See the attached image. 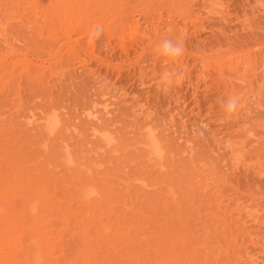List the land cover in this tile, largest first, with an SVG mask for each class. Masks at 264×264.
I'll return each instance as SVG.
<instances>
[{
  "label": "rangeland",
  "instance_id": "obj_1",
  "mask_svg": "<svg viewBox=\"0 0 264 264\" xmlns=\"http://www.w3.org/2000/svg\"><path fill=\"white\" fill-rule=\"evenodd\" d=\"M33 1L0 0V33L6 29L7 35L5 38L0 34V48H13L14 52L11 60L4 59L3 66L0 64V169L38 174L55 196L62 189L58 192L62 195L57 197L63 200L61 205L67 201L66 193H70L71 200L68 198L70 201L59 207L63 211L73 208L72 212L67 211V215L57 206L62 214L57 213L60 217H56L55 224L50 218H55L52 214L58 212L57 208L53 213L44 210L52 213L47 217L52 224L44 221L48 229L69 226L65 232L54 230L61 235L64 252L72 255L71 251L80 249L81 241L88 237L82 229L92 220L88 212L97 209L92 205L93 199L88 201L91 211L83 202L76 205L80 199L77 195L79 200H74V189L80 184L76 181L82 180L107 192L103 196L106 212L101 200L98 203L103 210L99 209L104 213L99 209L96 212L105 217L103 220H107L103 214L110 212L107 231L111 229L109 225H114L116 232L122 233L120 239L112 228L116 238L111 234V239L99 238L100 243L97 233L92 232L96 249L105 247L108 253L114 250L113 257L99 250L108 258L124 253L125 245L134 255H141L142 251L150 264H247L246 254L264 264V0H187L192 14L183 12V18L177 14L182 0H165L169 7L171 3L173 8L179 7L175 8L177 13L172 8L167 10L162 0L156 1L166 10L158 8L155 0H101L99 4L98 0H78L77 6L64 0L68 4L60 11L54 10L48 0H36V8ZM147 3L157 8H152L153 13L145 20L135 12L134 4L149 7ZM129 6L134 7L132 13L123 10ZM125 12L139 16L142 28H147L148 21L152 29L160 24L156 27L163 33L167 31L165 22L169 16L177 26L174 30L179 31L187 23L185 35H177L182 36L185 50L180 42L172 48L161 44L147 47V41L139 46L133 37H120L121 17L129 15ZM160 14L162 22H157ZM88 29L93 35L92 46L85 43L84 30L88 33ZM69 36L83 42L78 50L67 44ZM168 36L174 35L164 33L158 37ZM181 61L183 65L179 64ZM107 98L113 101V113L108 115L101 111ZM149 135L159 138L164 157L154 160L146 156L144 143ZM228 145L234 146L235 151L231 152ZM73 177L79 178L73 183ZM110 199L117 204L111 202L112 205ZM111 205L121 217H117L118 221L114 212L111 215L112 208L108 210ZM134 205L139 209L137 213L145 216L154 207L152 213L162 223L155 215L154 221L144 216V223L139 216V223L136 222ZM77 206L81 211L78 214L88 219L84 222L87 224L78 220L82 218L79 215H73L76 220L71 216ZM82 206L87 207V215ZM127 207L135 209L129 211ZM127 210L129 214L134 212L133 219ZM123 214H127L124 219ZM65 215L72 222L64 223L68 220ZM162 224L166 226L163 228ZM142 227L144 231L140 230ZM88 228L86 231L92 235ZM93 229L96 231V227ZM146 232L149 237L156 235L154 240L161 237L163 242L162 237L168 238L166 232L173 236V247L168 239L167 245L160 241L166 245L162 247L168 249L170 258H156L154 248L146 249L151 247V238L146 241L148 247L142 242ZM62 233L71 237L63 239ZM125 237L137 242L127 240V244ZM106 239L123 252L110 244L112 250H108ZM127 249L124 256L120 255L125 258L122 261L127 260ZM96 252L92 254L100 260L102 254ZM130 257L132 260L133 255ZM121 258L120 262H111L120 264ZM101 259L102 264L106 262ZM135 259L128 261L134 264Z\"/></svg>",
  "mask_w": 264,
  "mask_h": 264
},
{
  "label": "bare ground",
  "instance_id": "obj_2",
  "mask_svg": "<svg viewBox=\"0 0 264 264\" xmlns=\"http://www.w3.org/2000/svg\"><path fill=\"white\" fill-rule=\"evenodd\" d=\"M49 2H50V4H51V6H52V8L54 9V10H57V11H60L62 8L64 9L65 8V6L68 4V3H66L65 1H67V0H48ZM71 1V5H73V6H77V2L76 1H78V0H73L74 2H72V0H70ZM84 3H85V1H90L91 3H92V1L93 0H82ZM81 1V2H82ZM95 1V0H94ZM103 1V0H102ZM109 1V0H108ZM111 2H113L112 0H110ZM156 1V0H155ZM158 2H159V0H157ZM154 2V3H157V5H159L158 4V2ZM161 1V0H160ZM79 2H80V0H79ZM78 2V4H80ZM82 2V3H83ZM96 2H97V0H96ZM99 2L101 3V0L99 1L98 0V4H99ZM116 2V1H115ZM161 2H164V5H166L167 6V8H166V6H164V5H162L161 4ZM160 2V7L158 6V8H166L167 10H169L170 11V8H172V10L174 9L175 11H176V13H177V9L179 8V7H175L174 6V8L172 7V3H171V5H170V7L167 5V4H165V0H162ZM33 7H37V1L35 0V1H33ZM88 3V2H87ZM102 3H104V2H102ZM109 3V2H108ZM107 3V4H108ZM94 4V3H93ZM96 5H98L97 3H95ZM105 4H106V2H105ZM106 4V5H107ZM211 5H212V3H210ZM135 5V12H136V10L138 11V15L139 16H142L143 18H146L145 20H147L148 19V15H151V13L150 12H152L153 13V9L154 8H157V5H156V7L154 6V8H153V6H152V8H151V6H149V4L147 3V5L149 6V7H146V4L144 5V6H140V8L139 7H136L138 4H134ZM133 5V6H134ZM179 6H181L180 8H181V11H180V8L178 9V13L177 14H180V16L182 15H184L185 16V14H183V12H185V13H187V14H192L191 12V10H190V7H191V5L187 2V0H182V1H180L179 2V4H178ZM100 6H103L102 4L100 5ZM132 6V7H133ZM213 6V5H212ZM130 7V6H129ZM128 7V8H129ZM132 7H130L129 9H131V11L128 9V8H125V9H123V10H126L127 9V11L128 12H131L132 13V9L134 8H132ZM183 7V8H182ZM138 8V9H137ZM144 8V9H143ZM162 8V9H163ZM175 8H177V9H175ZM215 8V7H214ZM151 9H152V11H151ZM165 9V10H166ZM186 11H185V10ZM134 10V9H133ZM160 10V9H159ZM171 10V11H172ZM210 10H212V9H210ZM164 11V10H163ZM134 12V11H133ZM159 13H161V11L159 12ZM125 14H129V13H127V12H125ZM125 14H123V16L125 15ZM155 15V14H154ZM153 15V16H154ZM161 15V14H160ZM159 15V16H160ZM122 16V15H121ZM126 16V15H125ZM128 16H130V17H128ZM139 16H134L133 14H129V15H127V19H128V21H125L126 20V18L125 17H123V19H125L124 21H122L123 19H122V17H121V21H120V28H121V30H120V37H124V36H130L131 38L133 37V39L135 38V39H137L138 40V45L139 46H141L143 43H145L146 41L149 43H147V47L150 45V46H154L155 44H161V46L163 47V46H165V48H169L170 46H172V45H174L175 43H178L179 44V42H180V45H182V43H183V41H182V36H177V35H179V34H183V36L185 35V32H186V28L185 27H187V23H185L184 24V26L182 27V28H180L179 29V31L178 30H174L175 28L174 27H177L176 26V24H174V20H173V18L171 17V16H169V18H168V20H166V22H165V27L167 28V31L166 32H164L165 34L166 33H168V34H170L171 33V35H174V36H168V37H158L159 35H163L164 33L163 32H161V29L160 28H158V27H156V26H159V25H157L156 24V26L154 27V29H152L153 27L151 26V23L148 21V23H146L147 24V28L145 29V28H142L141 27V24L140 23H142V21H141V18H139ZM181 16V18H183ZM155 17H158V16H155ZM186 17H189V16H187L186 15ZM186 17L184 18V19H186ZM130 18V19H129ZM143 18H142V20H143ZM151 19V18H150ZM161 19H163L162 18V15L160 16V17H158V21L157 22H162V20ZM160 20V21H159ZM123 22V23H122ZM156 22V21H155ZM164 24V23H163ZM162 24V25H163ZM81 25V24H80ZM155 25V24H154ZM119 26H118V28H119ZM79 28H80V26H79ZM6 30V29H5ZM5 30H3L0 34H4V36H5V38H7V35H6V33H5ZM81 30V29H80ZM87 30V29H86ZM86 30H84V34H85V37H86V39H85V43L87 44V45H89V46H92L93 45V43H94V40H93V35H92V31H90L89 32V29H88V33H87V31ZM86 31V32H85ZM177 31H178V34H177ZM83 31H81V33H82ZM3 36V37H4ZM158 37V38H155V37ZM4 38V39H5ZM152 38V39H151ZM250 38V37H249ZM240 39V38H239ZM243 39V38H242ZM245 39H247L246 37H245ZM251 39H253V38H251ZM250 39V40H251ZM237 39H235V41H236ZM245 41V40H244ZM243 40H242V42H244ZM241 42V43H242ZM248 42H249V40H248ZM82 41L80 40V39H71L70 38V36L68 37V42H67V44L69 45V47H76V49H75V51L76 50H78V48L82 45ZM151 43H154L153 45L151 44ZM135 44V43H134ZM145 45L146 44H144V48H145ZM184 45V44H183ZM183 45L182 46H180L181 47V49L183 48ZM135 46V45H134ZM136 46H137V44H136ZM135 46V47H136ZM149 46V47H150ZM186 46V45H185ZM124 47V46H123ZM122 47V48H123ZM154 47H156V45L154 46ZM180 47H174V48H180ZM142 48H143V46H142ZM164 48V47H163ZM170 48H172V47H170ZM173 48V50L175 51L176 49H174ZM186 48V47H185ZM185 48H184V50H185ZM123 50H126V48L125 49H123ZM145 50V49H144ZM183 50V49H182ZM183 50V51H184ZM179 51V50H178ZM143 52V51H142ZM141 52V53H142ZM140 53V52H139ZM14 54V52H13V48H11V49H9V48H0V64H1V66H3V64H2V60H4V59H8V58H10L9 60H11V55H13ZM169 57V56H168ZM174 57L175 56H172V58H171V60H174ZM8 60V61H9ZM167 60V59H166ZM175 61V60H174ZM11 62V61H10ZM172 62V61H171ZM170 63V62H169ZM175 64V63H174ZM179 64H182V61H181V63H179ZM185 64V63H184ZM7 65V64H6ZM173 64L171 63V66H172ZM183 65V64H182ZM171 66H169V67H171ZM173 67V69H172V71H174V66H172ZM171 67V68H172ZM184 67V66H183ZM235 68V67H234ZM167 70H169V69H167ZM172 71H171V73H172ZM168 72H170V71H168ZM167 73V72H166ZM165 73V74H166ZM164 73H163V75H165ZM170 74V73H169ZM255 74V73H254ZM165 76H168V78H169V75H165ZM171 77H172V74H171ZM171 79V78H170ZM169 79V80H170ZM218 79V78H217ZM167 80V79H166ZM165 80V81H166ZM219 80V79H218ZM164 81V82H165ZM171 81V80H170ZM168 82V81H167ZM165 85H167L166 83H165ZM197 85V84H196ZM262 87H264V86H262ZM262 88H260V90H261ZM112 103H113V101L112 100H110V99H104V101L102 102V114H112L113 112H112V108H113V106L111 107V105H112ZM114 105V104H113ZM95 118H99V116L100 115H97V114H94L93 115ZM48 120L46 119V121H44V126L46 125V122H47ZM92 124L93 125H96V122L95 121H93L92 122ZM93 130H95V128L93 127ZM145 148H146V156L148 157V158H150V159H154V160H158V159H160V158H162V157H164L165 156V151H164V148H163V145H162V143L160 142V140H159V138L157 137L156 138V135L154 136V135H149V137H147L146 138V141H145ZM231 145V144H230ZM230 145H228V146H230ZM220 147V146H219ZM230 149H231V152H233V151H235V147L234 146H230ZM216 150H217V148H216ZM239 158V157H238ZM153 160V161H154ZM239 161V160H238ZM236 163H238V162H236ZM160 164H161V162H160ZM151 166H152V164H151ZM157 166H159V165H157ZM26 169V168H25ZM17 170V169H16ZM12 171V169L10 170V172ZM4 172H6V171H1V169H0V264H102L100 261H102V259H101V257H103V259L106 261V262H108V263H106V262H103V264L104 263H106V264H110V262H111V260H113L114 258H110V257H113V255L111 254V253H113L114 252V250H113V252L111 251L112 250V248L113 249H116L117 251H118V249H120L119 247H117V245L115 246H113L111 243L113 242V241H115V239L114 238H116V237H114L113 236V234L114 233H117L116 232V226H114V225H109V226H111L110 228L112 229V228H114L115 229V232L113 231L114 229H112V233H108V231H110L111 229H108V231H107V229H106V223H107V220H108V218H109V215L110 214H108V213H110V212H108V213H106V214H103V215H106V218H107V220H103L104 218L102 217V215H100L99 214V216L101 217V219H100V217L98 216V214H97V209H99V207L101 208V210H103L102 209V207H101V205H99L100 204V202L98 203V201L99 200H101L102 201V203H103V205H105L104 206V211L106 212V210H105V208H106V201H104L105 202V204H104V202H103V198H105V197H103L104 196V194L105 193H107L106 191H104V190H101V189H99V188H96V187H94L91 183H89V182H82V180H81V178L79 179V180H81V182L80 181H76L77 182V184L78 183H80L79 185H77L76 187H77V189L75 188L74 190H76V195L74 196V197H76L75 199H74V197H73V199L77 202L79 199H80V201H78L77 202V204L76 205H78V203H79V206H81L80 205V203H84V204H82V205H87L88 206V204H90L91 203V199H93V201L98 205V206H96L95 204H94V202H92V205L93 206H95L97 209H95V210H93V211H91L92 209H93V207H92V205L90 204V206L92 207V209L90 208V206H88L89 207V209H88V211H91V212H88V211H86V208L87 207H85V208H83L84 206H82L81 208L82 209H85V210H83V212L84 211H86L85 212V214L87 215V212L88 213H93V215H92V218H91V214H90V216H88V218L90 217V219H92V220H90L89 221V224H88V226H84L83 227V231H84V234H87V236L88 237H86V235H84L83 234V237L85 236L87 239L85 240V241H91V242H86V245H89L90 243H92L93 244V246H94V243H93V241H94V238L96 237H94V235H93V233H95V235H96V233H97V236H98V238H96V239H99V238H103V239H105V238H109L110 237V235L111 236H113L114 238H112L113 239V241L111 242V243H109V240H107L106 239V242L108 241V244H107V247H108V245L110 244L111 245V247H110V249H109V247H108V250H110L111 252L110 253H108L107 252V248H103L105 251H103V249H101V247H100V249L98 248V246H97V248L98 249H96V247L94 246H91L92 244H90V246H91V248H90V246L89 247H87L85 244H83V242L85 243V241H81V245H80V249H77V250H74V251H71V253H72V255H70V254H66L65 252H64V249H62L63 248V245H61V240L62 239H60L61 238V235H58V233H56V232H59V231H57V230H61V231H64V230H67L68 229V227L69 226H67L66 227V229H65V227L64 226H66V225H61L62 227H63V230L61 229L62 227H60V226H58L57 227V225L58 224H56V227L57 228H54V230L55 229H57L56 231H54V230H52V228H51V226H49L51 229H48V225L47 226H45L47 223H51V221L54 219V224H55V220H56V217H60L59 215H57V213H61V211H63V210H61V208L59 207V206H63V204H65L66 202L68 203L70 200H71V195H70V193L69 194H67L68 192L66 191V190H63V191H65V192H67L66 193V195L68 196V198H70V200L68 199V198H66V196L64 197V199H67V201L66 200H64L65 202H63V204L61 205L60 203H62V201H59V199L57 198L58 196H61L62 195V193H59V195H58V192H59V190H62L61 188L60 189H58V192H57V196H55V192L53 193V192H51L52 190H50V191H48V187L46 186L47 184L43 181V177L41 178L40 176L38 177L37 175L35 176L34 174L32 175V173L31 174H29L27 171L25 172V174L23 175V174H20V172L19 171H15L14 169H13V171L11 172V173H5L4 174ZM23 172H24V170H23ZM36 178H35V177ZM77 178H79V177H77ZM76 178V179H77ZM74 177H73V179H72V182L74 183V180H76ZM71 180V179H70ZM75 182V183H76ZM71 185H72V183H71ZM60 186V185H59ZM67 186V185H66ZM73 186H75L74 184H73ZM72 187V186H71ZM67 188H69V186H67ZM64 189V188H63ZM70 189V188H69ZM68 189V190H69ZM73 189V188H72ZM71 189V190H72ZM62 191V192H63ZM105 192V193H104ZM52 193V194H51ZM71 193H73V194H75L74 192H71ZM61 194V195H60ZM65 195V194H64ZM77 195H78V198H77ZM109 195V194H108ZM71 196V197H70ZM63 197H59L60 199H62ZM109 197H110V195H109ZM108 197V198H109ZM78 199V200H77ZM94 199H96V200H94ZM112 199V198H111ZM111 199H110V203L111 202H113V201H111ZM74 200H73V202H74ZM91 200V201H90ZM120 200V199H119ZM88 201L90 202V203H88ZM87 202V203H86ZM125 202V201H124ZM123 202V204H125V203H127V202H125L124 203ZM149 202V201H148ZM71 203V202H70ZM86 203V204H85ZM114 204H117V203H115V201L113 202ZM112 204V203H111ZM127 204H131V205H133L132 203H127ZM68 205V204H67ZM73 205V204H72ZM72 205H70V206H72ZM113 205V204H112ZM112 205H111V207H109V209L108 210H111L110 208H112V212H111V215H113V212L115 213L116 211L113 209V208H115V206H113L112 207ZM153 206H154V204H152ZM57 206H58V208H60V210L57 208ZM70 206L68 207V208H70ZM109 206H110V204H109ZM121 206V205H120ZM126 206V205H125ZM152 206V207H153ZM166 206V205H165ZM64 207V206H63ZM66 207V206H65ZM78 207V206H77ZM94 207V208H95ZM124 207V206H123ZM134 207L136 208V206L134 205ZM156 207V206H155ZM39 208H40V210H39ZM54 208H57V210H58V212H56V214H55V212L53 213L52 211L54 210L55 211V209ZM119 208V207H118ZM128 208V207H127ZM126 208V209H127ZM130 208H132V207H130ZM135 208H133V209H135ZM141 208V207H140ZM157 208V207H156ZM48 209V211L50 210V212H52V213H49L48 211H45L44 212V210H47ZM73 209V208H72ZM72 209L70 208L69 210H67V211H69L70 213L72 212ZM76 209V208H75ZM91 209V210H90ZM120 209H122V208H120ZM124 210H125V207L123 208ZM129 209V208H128ZM133 209H129V211H133ZM143 209V208H142ZM65 210V209H64ZM100 210V209H99ZM99 210H98V213H99ZM100 210V212L101 213H104V211L102 212ZM139 209H137L136 208V210L134 211L135 212V215L136 214H138V215H136V217H135V215H133L134 214V212H133V214H132V212H131V214L133 215V217H135L134 219H136V222H138L139 223V221H137L138 219H139V216H141L142 217V219H143V221H142V219L140 218L139 220L141 221V222H144V216L145 215H141V213H137V211H138ZM144 210V209H143ZM67 211H63V213H65V214H67L68 212ZM76 211V213H74V214H71V216L73 217V215L75 216L76 215V217L79 215L80 216V214H78V213H80L81 211H80V209H79V207H78V209H76L75 210ZM78 211H80V212H78ZM128 211V210H127ZM129 211L127 212L128 214H129ZM152 211H153V213H154V207H153V210H151L150 212V214L152 215L153 213H152ZM40 212H44L43 214L42 213H40ZM67 212V213H66ZM74 212V211H73ZM95 212H96V214H95ZM118 212V211H117ZM116 212V213H117ZM144 212H145V210H144ZM143 212V213H144ZM155 212L158 214V212H157V210L155 209ZM45 213H47L46 214V216H44L43 217V215H45ZM49 213V214H48ZM115 213V215H116V220L115 221H118V218H120L121 219V217H119V216H117V215H119V214H116ZM125 213V212H124ZM142 213V214H143ZM147 214H148V212H146ZM42 214V215H41ZM55 215V218L54 217H52V219L50 218V220L51 221H49V222H47L48 221V219H49V217H48V215ZM62 214V213H61ZM107 214H108V217H107ZM131 214H129V216L131 215ZM150 214L149 215H146L145 216V218L146 217H150ZM68 215V214H67ZM67 215H65V216H67ZM82 215H83V213H82ZM95 215H96V217H95ZM132 215L130 216L132 219H133V217H132ZM154 215L155 214H153V216H151L150 218L148 217V219L150 220V219H152L153 221H154V219L153 218H155L156 216H158V215H155V217H154ZM62 216V215H61ZM64 216V217H65ZM70 216V215H69ZM94 216V217H93ZM121 216V215H120ZM125 216H127V214L126 215H124L123 214V219L124 218H126ZM41 217H42V219H41ZM47 217H48V219H47ZM63 217V216H62ZM74 218L75 220L78 218ZM80 217H82L83 218V216H80ZM118 217V218H117ZM138 217V218H137ZM47 220H46V219ZM65 218H68V220L67 219H65L64 220V223H65V221H66V224H67V221L68 222H72V221H70L69 220V217L67 216V217H65ZM73 218H71L70 217V219H73ZM79 219L78 218V220H82L83 221V223L84 222H87V217H86V219L87 220H85V217L83 218V219ZM97 218H99V220H100V223L98 222V219ZM111 218V217H110ZM129 218V217H128ZM127 218V219H128ZM157 218V217H156ZM64 219V218H63ZM113 219V218H112ZM112 219L110 220V222H113L112 221ZM160 217L158 216V220L157 221H159L160 222ZM44 221H46L47 223L45 224L44 223ZM91 221L94 223V225H93V223H91ZM97 221V222H96ZM102 221H106V222H102ZM109 221V220H108ZM124 221V223H125V221H126V219L125 220H123ZM123 221L121 220V224H124L123 223ZM128 221V220H127ZM129 221H130V224H128V225H130L129 227H131V220L129 219ZM62 222V221H61ZM80 222V221H79ZM103 224H102V223ZM134 222H135V220H134ZM133 222V223H134ZM152 222V221H151ZM82 222H81V224H83ZM145 223V222H144ZM154 223V222H153ZM155 223H156V220H155ZM160 223H162V222H160ZM52 224V223H51ZM53 224V225H54ZM61 224H63V223H61ZM84 224H87V223H84ZM94 227H96V231H94V229H93V226ZM143 224V223H142ZM141 223L140 224H136L135 223V225L137 226V225H142ZM148 224V223H147ZM157 225H158V227H159V225L160 224H158V223H156ZM70 225V224H69ZM89 225H91V226H89ZM96 225V226H95ZM149 225V224H148ZM77 226H78V224H77ZM113 226V227H112ZM126 226V228H128V226L126 225V224H124V227ZM162 226H163V228H164V226H166V225H164V224H162ZM60 227V228H59ZM71 227V226H70ZM87 227H90V228H88V229H90L91 230V233H92V235L91 234H88V231H86L87 230ZM123 227V226H122ZM141 226H138L137 228H140ZM160 227H161V225H160ZM132 228H135V226H134V224H132ZM131 228V229H132ZM70 229V228H69ZM78 229V228H77ZM93 229V230H92ZM123 229V228H122ZM130 229V228H129ZM136 229V228H135ZM145 229V228H144ZM71 230V229H70ZM78 230H80V229H78ZM139 230V229H138ZM137 230V231H138ZM141 231H144L143 230V227H142V229H140ZM146 230L148 231V229L146 228ZM60 231V232H61ZM69 231V230H68ZM83 231L81 232V233H83ZM85 231H86V233H85ZM167 231V230H166ZM53 232L57 235H55V234H53ZM65 232V231H64ZM79 232V231H78ZM105 232H107L109 235H107V233L106 234H104ZM114 232V233H113ZM139 233H140V231H139ZM148 233H149V231H148ZM147 232H146V234H147V237L146 236H144L142 233H141V236H144V237H146V238H144L145 240H143L142 242H144L145 241V244L146 243H148L149 242V240H150V238H151V243H149V245H151V247L149 246V245H147V247L148 248H146V249H150L151 248V250L152 251H155L154 253L153 252H151V253H153L154 255L156 254V258H170V256H169V253H168V249L166 248V249H163V247L164 246H166L167 245V243H166V239H168L169 241H170V245L172 246V244H174V238H173V236L171 235V234H169L168 232H166L167 234H168V238L166 237V239H165V237H162V239H164L165 241L163 242L162 240H161V237H160V239H159V242H157V241H155V240H158V239H153L154 237H156V235H154V237H149L150 235V233L148 234ZM60 234V233H59ZM62 234H64V236H66L65 238H64V236L62 235V238L63 239H66L67 238V236H69L70 234H68V233H66V235H65V233H62ZM68 234V235H67ZM129 234V233H128ZM145 234V235H146ZM73 235V234H72ZM75 235V234H74ZM117 236H119V238L121 239V237H123L122 236V233H121V235L120 234H116ZM115 235V236H116ZM125 235V234H124ZM130 235V234H129ZM149 235V236H148ZM152 235V234H151ZM90 236V237H89ZM140 236V238H142ZM58 237V238H57ZM70 237H71V235H70ZM82 237V238H83ZM84 237V238H85ZM91 237H94V238H91ZM132 237H133V235H132ZM132 237H129V238H124V239H126V243L128 242L127 240H130L129 242H131V240L133 241V242H137V241H134L133 239H132ZM149 237V239H147ZM89 238V239H88ZM90 238H91V240H90ZM119 238L117 237V239L116 240H119ZM134 238V237H133ZM60 239V240H59ZM68 239H70V238H68ZM92 239H93V241H92ZM110 239H111V237H110ZM135 239V238H134ZM152 239L154 240V241H152ZM82 240V239H81ZM100 241V243H101V239H99ZM111 241V240H110ZM121 241V240H120ZM146 241H148V242H146ZM160 241L162 242V243H165L166 245H162L161 243H160ZM66 242V241H65ZM117 242V241H116ZM123 242H125V241H123ZM129 242L127 243V244H129ZM153 242V243H152ZM155 242H157V243H155ZM176 242V241H175ZM60 243V244H59ZM63 243V242H62ZM103 243L105 244V240H103ZM102 243V244H103ZM132 243V242H131ZM154 243L155 244H157L158 245V243H160L161 244V247H159L160 246V244H159V246L157 247V245H156V247H153V245H154ZM64 244V243H63ZM66 244V243H65ZM77 244V243H76ZM83 244V245H82ZM113 244H115V243H113ZM143 244V243H142ZM153 244V245H152ZM109 245V246H110ZM121 245V244H120ZM60 246V247H59ZM81 246H86V249H84L83 247V250L81 249ZM123 246V245H122ZM131 246H133L134 247V244L133 245H131ZM62 247V248H61ZM73 247V246H72ZM92 247L94 248V252H95V250L97 251L98 250V253H97V255H99V254H102V256L100 257L99 256V259L100 260H98V257H94L93 256V254L92 253H94V252H92L91 253V251L90 250H92ZM124 248H123V250H124V253H126V249L127 248H125V245L123 246ZM128 247V246H127ZM136 247L137 246H135L134 248L136 249ZM173 247V246H172ZM61 248V249H60ZM65 248V247H64ZM129 248V247H128ZM145 248V247H144ZM165 248V247H164ZM66 249V251H68L67 250V248H65ZM70 249V248H69ZM76 249V248H75ZM135 249H134V251H135ZM73 250V249H72ZM81 251L82 250V252H80V253H77V254H75L76 253V251ZM99 250H102V252H107L108 254H109V256H110V254L112 255V256H110L109 258H108V255H106L105 256V254L103 255V253L102 252H100ZM132 250V249H131ZM130 250V251H131ZM142 250V249H141ZM70 251V250H69ZM93 251V250H92ZM117 251H115V252H117ZM120 251V250H119ZM118 251V252H119ZM121 251H122V248H121ZM127 251H128V249H127ZM130 251H128V257H129V255H133V257H132V260H131V257L129 258L130 259V261H133V259H135V258H137V260L135 261L134 260V264H136L138 261H140L141 263L142 262H144L145 264H150L149 263V261L146 259V257H144L145 256V254L142 252V251H139V249L136 251L137 253H138V251H139V253H141V255H137V254H135L134 255V252H133V250L130 252ZM143 251H146V252H149L148 250H143ZM100 252V253H99ZM117 252V253H118ZM123 252V251H122ZM135 252V253H136ZM106 253V254H107ZM124 253H120V255H123L124 256ZM130 253V254H129ZM138 253V254H139ZM149 254V253H147V255H153V254ZM75 254V255H74ZM116 254V253H115ZM144 254V255H143ZM120 255H114V257H115V259H118V260H115V262L116 261H118V262H120L119 260H120V258H121V256ZM126 255V254H125ZM153 255V256H154ZM120 257V258H116V257ZM152 256V257H153ZM246 256L248 257V262H247V264H259V262L256 260L257 258L256 257H254L253 255H247L246 254ZM104 257H106V258H104ZM128 257H126L127 258V260L126 261H122L123 259L125 260V258L124 257H122L121 258V263L123 262H127L126 264H128L129 263V259H128ZM149 256H147V258H148ZM144 258V260L143 261H141L140 259H143ZM149 258H151V257H149ZM154 258V257H153ZM107 259H110V260H107ZM146 259V260H145ZM98 260V261H97ZM103 260V261H104ZM145 261H148V262H145ZM139 262V263H140ZM112 263V262H111ZM117 263V262H116ZM120 263V264H121ZM140 263V264H141ZM143 263V264H144ZM153 263V262H152ZM151 263V264H152ZM113 264V263H112ZM115 264V263H114ZM129 264H133V263H129ZM138 264V263H137ZM155 264H157V263H155ZM159 264V263H158Z\"/></svg>",
  "mask_w": 264,
  "mask_h": 264
}]
</instances>
